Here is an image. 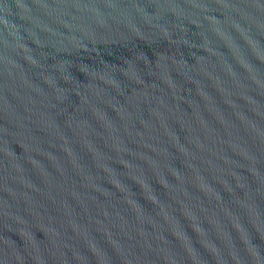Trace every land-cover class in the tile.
<instances>
[{
	"label": "water",
	"instance_id": "water-1",
	"mask_svg": "<svg viewBox=\"0 0 264 264\" xmlns=\"http://www.w3.org/2000/svg\"><path fill=\"white\" fill-rule=\"evenodd\" d=\"M0 264H264V0H0Z\"/></svg>",
	"mask_w": 264,
	"mask_h": 264
}]
</instances>
